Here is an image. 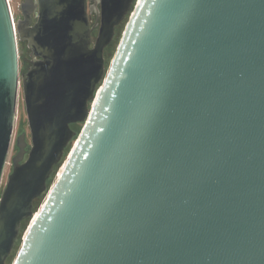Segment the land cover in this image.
I'll return each instance as SVG.
<instances>
[{"label": "water", "instance_id": "water-1", "mask_svg": "<svg viewBox=\"0 0 264 264\" xmlns=\"http://www.w3.org/2000/svg\"><path fill=\"white\" fill-rule=\"evenodd\" d=\"M9 4L0 188L21 81L31 147L0 197V264L26 219L12 264H264V0H22L16 22Z\"/></svg>", "mask_w": 264, "mask_h": 264}, {"label": "rangeland", "instance_id": "rangeland-1", "mask_svg": "<svg viewBox=\"0 0 264 264\" xmlns=\"http://www.w3.org/2000/svg\"><path fill=\"white\" fill-rule=\"evenodd\" d=\"M11 5V10L13 12V16L15 18V22L18 19H22V13H21V3L22 0H9ZM126 22H127V18H125L123 20V22L116 28V34L115 37L113 39V41L111 42V44L106 48L105 50V58H106V66L108 67L112 57L114 56V53L117 49V45L118 42L120 40V37L122 36V33L125 29L126 26ZM97 32H98V28H97ZM96 32V34H97ZM26 41H20L19 42V53H20V70L21 73H24L28 70V66L27 63L24 61V57H28L29 53H30V48L28 47V44H26ZM19 96L18 97V102H17V112H16V119H15V125H14V133H13V139H12V143H11V150L7 159V165L4 171V175H3V179H2V184H1V188H0V197L6 187L7 181H8V176L12 171V158L16 155L17 151H18V147H17V138L20 134H22L23 132L25 133L26 136V140L28 142V147H31V132H30V128H29V123H28V118H27V113H26V107H25V101H24V94H23V87H22V81L20 84V88H19ZM83 127V123H78L75 125V127L73 128L75 130V132L79 133L81 131ZM72 144H70L67 149L65 150V154H64V158L62 159L63 161H61L59 164H57L54 167V171L53 173H51V177L48 181V189L50 187H52V185L54 184L60 170L62 169V166L64 164V161L67 159L70 150L72 148ZM47 196V191L45 193H43L34 203V210L38 211L41 207V205L43 204V200L46 199ZM31 220L30 219H26L24 221V223L22 224L21 227V231L19 234V237L16 240L15 246L9 256V258L7 259V263L6 264H12L14 262V259L16 258V255L18 254V251L21 247L22 241H23V237L24 234L27 230V227L29 226Z\"/></svg>", "mask_w": 264, "mask_h": 264}, {"label": "flooded vegetation", "instance_id": "flooded-vegetation-1", "mask_svg": "<svg viewBox=\"0 0 264 264\" xmlns=\"http://www.w3.org/2000/svg\"><path fill=\"white\" fill-rule=\"evenodd\" d=\"M88 1H90V0H88ZM89 5H91V3L89 2ZM31 17H33V23H32V25H34L35 24V22L37 21V18H36V16H35V14L33 13L32 14V16ZM89 18H90V24H91V26H93L95 23H96V21H97V19H98V14L96 13V11L95 10H93V11H90V9H89ZM96 32H97V28H93V31H92V36H93V41L95 40V37H96ZM92 46V45H91ZM31 53H32V51H31V49H30V53H29V56L28 57H24V61L27 63V66H28V70L26 71V72H24V73H27L31 68H32V66H33V63H32V61H33V56L31 55ZM20 72H21V70H20ZM24 73H21V75L22 74H24ZM23 87V86H22ZM76 124H78V123H74V124H72L73 126L74 125H76ZM71 125V126H72ZM30 147H27L26 149H27V151L29 152V149ZM28 152H27V154L25 155V159L27 158V156H28ZM17 153H18V151H17ZM16 153V154H17ZM24 159V160H25Z\"/></svg>", "mask_w": 264, "mask_h": 264}, {"label": "trees", "instance_id": "trees-1", "mask_svg": "<svg viewBox=\"0 0 264 264\" xmlns=\"http://www.w3.org/2000/svg\"><path fill=\"white\" fill-rule=\"evenodd\" d=\"M120 38H121V37H120ZM119 41H120V40H119ZM118 44H119V42H118ZM117 46H118V45H117ZM74 127H75V125H74V126L72 125V128H74ZM37 199H38V198H37ZM37 199H36V200H37ZM36 200H35V201H36ZM34 203H35V202H34ZM23 223H24V221H23ZM23 223H22V224H23Z\"/></svg>", "mask_w": 264, "mask_h": 264}]
</instances>
